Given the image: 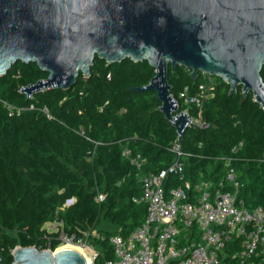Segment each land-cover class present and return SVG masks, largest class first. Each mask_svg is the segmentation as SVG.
Masks as SVG:
<instances>
[{
	"label": "trees",
	"instance_id": "1",
	"mask_svg": "<svg viewBox=\"0 0 264 264\" xmlns=\"http://www.w3.org/2000/svg\"><path fill=\"white\" fill-rule=\"evenodd\" d=\"M189 72L180 65L168 70L176 112L186 107L179 93L187 87L193 94L201 80ZM154 74L146 60L107 63L95 56L89 77L80 72L70 88H41L29 96L20 88L47 77L36 63L17 61L0 76V264H11L17 245L54 250L60 232L95 250L92 264L113 260L108 237L129 233L146 214L144 203L132 201L140 185L122 150L144 159L140 173H156L174 158L171 147L178 135L158 109L156 92L129 89L146 85ZM260 74L264 80V66ZM215 80L214 94L201 108L208 125L187 126L181 136L180 147L188 154L185 178L218 185L225 175L223 157H231L237 199L247 208L264 206V108L251 91L243 97L237 85L229 93L226 82ZM188 113L196 116L197 107L190 105ZM177 184L174 173L163 180L165 189ZM100 192L105 196L98 201ZM103 220L115 230L102 228ZM48 221L61 224L47 232ZM93 230L104 238L91 235Z\"/></svg>",
	"mask_w": 264,
	"mask_h": 264
},
{
	"label": "water",
	"instance_id": "2",
	"mask_svg": "<svg viewBox=\"0 0 264 264\" xmlns=\"http://www.w3.org/2000/svg\"><path fill=\"white\" fill-rule=\"evenodd\" d=\"M95 56L107 63L146 60L155 74L135 91L151 90L180 143L189 117L176 112L168 70L180 65L221 78L233 93L251 91L264 108V0H0V76L17 61L36 63L45 79L22 87L30 95L70 88L90 76ZM71 200L66 201V205ZM57 249V247L55 248ZM11 264H88L78 250L15 246Z\"/></svg>",
	"mask_w": 264,
	"mask_h": 264
},
{
	"label": "built area",
	"instance_id": "3",
	"mask_svg": "<svg viewBox=\"0 0 264 264\" xmlns=\"http://www.w3.org/2000/svg\"><path fill=\"white\" fill-rule=\"evenodd\" d=\"M198 74L201 80L196 91L189 94L184 87L178 98L186 106L181 111L188 115V124L206 127L208 123L201 117V108L213 96L216 80L210 73L199 71ZM109 75L108 72L107 79ZM172 99L178 107V99ZM190 105L197 107L196 116L188 113ZM241 145L239 141L231 148L232 152ZM171 150L173 161L156 173H140L144 159L129 148L122 150V155L136 168L140 185V194L132 201L144 203L146 214L129 233L116 232L108 237L114 258L105 264H264V206L247 208L237 199L239 184L231 157H223L225 175L218 185L210 180L193 183L184 175L188 154L177 140ZM169 173L177 175L179 184L165 189L163 180ZM225 184L230 187L224 188ZM104 196L100 192L95 198L100 201ZM52 223H55L54 228H51ZM59 224L61 222L48 221L43 227L51 232L56 231ZM91 235L104 238L95 230ZM73 237L63 232L59 234L61 241L73 243ZM76 244L91 248L82 238H78ZM92 251L90 264L96 255V251Z\"/></svg>",
	"mask_w": 264,
	"mask_h": 264
},
{
	"label": "rangeland",
	"instance_id": "4",
	"mask_svg": "<svg viewBox=\"0 0 264 264\" xmlns=\"http://www.w3.org/2000/svg\"><path fill=\"white\" fill-rule=\"evenodd\" d=\"M53 225H51V228H54L55 226V223H52ZM102 228H104V229H107V230H115V227L112 225V224H110V223H108V222H106V221H102L101 222V225H100ZM69 241H61L60 243H59V245L57 246V248L58 247H60V246H62V245H64V244H75V245H78L79 247H80V253L81 254H85L87 257H88V259L90 258V261L92 260V256H93V251H92V249L91 248H87V247H84L83 245H80V244H76V243H72V242H69ZM51 250V249H50ZM55 250V249H54Z\"/></svg>",
	"mask_w": 264,
	"mask_h": 264
},
{
	"label": "bare ground",
	"instance_id": "5",
	"mask_svg": "<svg viewBox=\"0 0 264 264\" xmlns=\"http://www.w3.org/2000/svg\"><path fill=\"white\" fill-rule=\"evenodd\" d=\"M68 243H69V242H68ZM63 248H72V249H75V250L80 251V247H79L78 245H75V244H64V245L58 247V248L55 249V250H59V249H63ZM84 256H85V258H86L88 264H90V262H91V261H90V258L88 259V257H87L85 254H84Z\"/></svg>",
	"mask_w": 264,
	"mask_h": 264
}]
</instances>
